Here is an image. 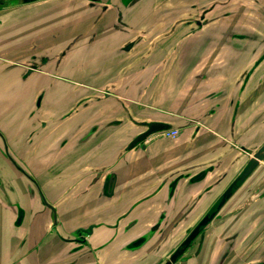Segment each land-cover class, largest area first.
<instances>
[{
	"label": "flooded vegetation",
	"instance_id": "flooded-vegetation-1",
	"mask_svg": "<svg viewBox=\"0 0 264 264\" xmlns=\"http://www.w3.org/2000/svg\"><path fill=\"white\" fill-rule=\"evenodd\" d=\"M66 1H71L73 11H76L79 4L84 6L80 23L85 25V28L76 32L61 49L50 50V48L62 43L59 41L61 32L59 35L52 33V39L54 38L55 41L46 48H44V44L42 46L37 44V37L34 39L31 33H24V41L18 43L24 44L18 49L21 59H17L14 55L11 56L8 51L18 41H13L11 44L8 42L11 38H5L0 44L1 67L14 65L19 67L18 70L25 69L30 76L36 79L34 88L24 92L18 99L19 103L16 106L12 103L11 107L9 101L10 103L0 111V137L5 145V149L2 150L8 156L7 158L0 153V231L1 238H4L5 241L3 256L8 255L5 261H1L3 256L0 255V264H16V259L23 248L27 250L28 264H35L32 259L44 252L45 254L49 252L51 259H56V262H51V264H60L58 262L65 259L67 260V262H64L65 264H135V259H139L138 264H178L194 257L200 260L206 232L214 223L215 217L221 215V210L232 198L239 199L237 194L241 195L245 192L248 189H245L248 184L253 187L260 175L256 172L258 170V172H261L264 169V143L257 144L258 135L264 134V120L258 125L260 118L255 111L250 116L251 128L244 135V137L251 140V145H254L253 148L246 151V148L241 145L232 143L234 147L244 155H248L250 159L239 165L231 179L228 178V171L219 176L217 184H214L222 183L217 195L213 197L211 203L207 204L205 211L197 215L191 214V218L196 220L194 223H190V218L186 219L187 214L185 212L177 213L180 210L179 206L171 214L167 213L168 211L164 212L166 208L154 215L150 212L142 214L140 213L144 207L142 199L133 203L121 199L122 202H118L119 204H116L115 200L114 203L96 207L98 200L101 199L96 194L91 201V206L87 207V210L89 207L92 210V213H87V217L92 221L84 224V220L80 218L81 210L84 209L80 199L93 187V191L99 189V193H101V189L105 187L106 179L104 178L108 177L110 179L115 176L112 172H108L120 163L122 155L113 159L107 153L112 151L114 146L119 145L130 131L135 130L136 126L142 125L145 128L149 123L171 125L170 122L155 118L157 113L161 111L160 108H155L150 113L136 111L130 119L125 106L126 90L128 88L134 89V96L137 95L139 98L143 96L142 94L153 81L156 71L160 70V60L157 54L160 51L168 50L166 47L170 42L172 43L177 37H181V39L190 38L183 46L179 57V64L183 67L179 70L182 72L186 70L189 74L192 71L194 72L187 81L190 83H193V80L198 82L195 88L194 85L189 86V93L187 92L189 104L195 103L198 104L195 106L201 107L202 103L206 101V99L197 102L192 101L191 90L193 89L198 92H202L206 88H212L214 92L216 90L223 91L224 76L222 72H224L226 58L230 53L227 55H220L219 53L205 54L208 39L213 38L210 37L212 33L209 32L211 30L214 34H223V30L226 28L228 40L233 38L230 44L240 46V41L235 37L248 38L250 36L249 30L240 33L242 29L236 28L235 30L238 32H234L233 29L228 30L231 26L229 24L225 25L222 21L236 15L239 17V10L241 7L244 8V5L246 6V4L242 5L245 0L187 1L189 3L171 6L160 11L157 10L160 0H139L131 6L126 5L131 0H0V32L3 25L10 23L13 25L8 31L11 36V33L16 32V26L19 22L29 24L34 17L37 19L48 12H52L48 10ZM247 1L256 3L255 7L259 8L261 12L262 8L264 9V0ZM123 7L131 9L127 17L120 16ZM158 13L161 15L166 14L164 15L165 21H152L148 24L154 17H157ZM261 15L264 17V12ZM29 20L31 21L29 22ZM263 20L264 18L256 28L258 36H254L255 39L260 38L258 42L262 48L257 49L255 47L252 52L255 56L251 55L253 58L249 59L248 66L246 64L238 73H234L236 74L234 77L237 76V78L233 82L238 80L236 85H239V89H242L245 76L248 73L244 71L246 66L249 68L251 61L257 56L258 60L262 58L263 62L257 64L258 67H256L257 60L252 64L253 68L249 70L251 75L247 86L249 85L248 91H250L252 102L259 100L264 103ZM102 25V29L99 30L98 26L101 28ZM195 31H201L204 36L196 35V37H192V32ZM182 32L183 35L180 34ZM4 33H7V31ZM192 39H195L197 43L191 44ZM103 40L108 42V47L116 46L110 50H102L95 55L91 59L89 73H94V77H96L102 72H108L113 62L119 59L127 60L132 57L134 59L133 66L140 63V68H142L140 75L136 82L129 80L124 82L123 78L130 73L127 71L129 67H124L119 71L118 79L107 81L103 88L98 91L85 93L86 91L83 88L87 86H80V83L73 77L75 73L74 66L83 64V67L88 69L89 63L86 62V59L97 50V43ZM28 42L29 46H27ZM245 50H248L247 46ZM202 51H205L203 53L205 57L199 59L200 61H197L196 65L193 66L192 64H195V61H192L193 58L195 56L199 58V53ZM185 54L188 58H183ZM212 54L221 57L217 61L218 64L215 65H222V68L215 69L208 66L207 55ZM123 56L126 58H123ZM233 58L235 61L238 60L237 65L245 60L240 56L238 59H236V56ZM99 61H104V64L101 63V68V64L99 67L96 65ZM199 65H201L200 69L195 70ZM60 67L61 69H59ZM209 74H211L210 80H198V75L209 77ZM195 76L197 77L194 78ZM216 79H219V82L222 83L216 87H211ZM56 90L59 98H61L59 101L56 99ZM117 90H122V94H117L115 92ZM53 91H55L54 95ZM130 101L132 102V99ZM213 103L212 111L215 113V109L220 108L224 100L223 98L221 100L216 99ZM112 104L116 106L113 109ZM259 109H264V107ZM50 111L52 112L50 113ZM201 119V117L196 116L186 120L199 126ZM16 120L19 122L16 127L17 133H22L23 136H20L17 142L13 144L3 127L14 126ZM143 132L140 131L135 134L136 136L133 139ZM161 133L163 132L152 135ZM180 135L181 129H178L174 139H177ZM150 137L151 135L148 138ZM129 144L127 147H129ZM144 144H146V141L142 140L134 147L142 145L145 148ZM22 145L23 148H27L26 153L20 150L19 146ZM37 145L46 146L37 157L39 161L52 167V179L56 180L55 183H46L41 180V177L37 175L31 166V158L37 152ZM11 152L14 155H11ZM259 156L261 159H258ZM253 159L258 160L255 168L243 181H240L244 170ZM240 162L241 160L237 159L235 163ZM209 168L210 166L203 168L194 175L189 173L179 174V172L167 174L165 178L171 179L167 182L163 180L161 185L166 186L167 189L169 188L170 199H174V203H176L179 180L188 178L187 183L191 185L189 187H192L204 181L211 170ZM26 182H28L27 186L25 185ZM214 185H210L211 187L208 188L207 193L215 187ZM62 186H66V188L58 195L62 198L58 202L51 197L48 189L53 187L55 191L56 188L59 189ZM230 187H233L232 193L229 194L212 220L201 227L195 239L190 243H186L187 238L203 218L216 210V206ZM30 191L36 194L35 197L30 194ZM37 192H39V195H37ZM157 192L158 190L155 193ZM3 195L4 198H2ZM124 199L126 200L127 197ZM117 200H120V198ZM7 204L13 206L12 208L16 211L11 217H8L5 212ZM199 207L194 204L191 206L184 205L185 210H197ZM45 213L47 215L49 213L48 218L45 217ZM150 216L153 217L152 220H147ZM46 225L47 228L39 229ZM38 230L39 234L37 236L41 235L42 240H47L45 247L36 244L35 238ZM16 236L23 237L20 251L15 246L12 247ZM61 242L66 244L65 248L63 247L65 250L61 248V252L58 253L56 250ZM69 242L72 244H68ZM193 243H195L194 246ZM0 246H2V239ZM189 249L191 250L189 251ZM221 251L214 258L219 257ZM37 264L43 263L38 262Z\"/></svg>",
	"mask_w": 264,
	"mask_h": 264
},
{
	"label": "crops",
	"instance_id": "crops-1",
	"mask_svg": "<svg viewBox=\"0 0 264 264\" xmlns=\"http://www.w3.org/2000/svg\"><path fill=\"white\" fill-rule=\"evenodd\" d=\"M53 11V10H48ZM196 40L194 39L191 44H196ZM105 43L106 45L108 42L105 40L100 41L97 43V47L100 48V44ZM202 44V43H201ZM81 46V45H80ZM97 48V49H98ZM204 54H200L196 58V56L193 58L192 61H195V64H192L193 66L196 65L197 61H200L199 59H203L205 56ZM126 56V55H125ZM123 56V58H126ZM131 56V55H130ZM183 58H188L187 54L183 55ZM208 57V66L210 68H215L218 64L217 61L219 57H216L214 54L207 55ZM210 58V62H209ZM104 64V61L96 63V65L99 67L100 64ZM102 64L100 65V68L102 67ZM106 65V64H105ZM104 65V66H105ZM103 66V67H104ZM80 67V64L77 66H74V71L77 72ZM91 65L89 63L88 69L84 68V73L88 77H94V73H89L88 71L91 69ZM201 67V65H199ZM195 68V70H199L200 68ZM94 68V67H93ZM112 69L108 70V72H111ZM193 71L191 74H189L186 70L182 72L181 70L177 73V79L180 83L186 81L187 79L193 75ZM196 74V73H195ZM228 74L225 73L224 76V86H222L223 91L216 90L215 92L212 91V88H206L202 92L196 91V89L191 90L192 92V98L191 100L194 102L201 101L203 99H206L200 106H195L198 104H189L188 94L185 93V97L178 99L179 106H177L175 109L169 110L166 108H160L161 111L157 113L155 118L157 120H163L165 122H170L172 126H175L179 129H181V135L174 139L176 143V149L174 150V156L170 159L171 165L174 166L169 171L161 170L158 166V164H152V158H153V152H152V146L148 142L144 144L146 147L144 148L141 146H136L132 149H128L127 145L133 140V138L136 136L140 131H144L146 128L144 126H136L134 131H130L125 138L122 139L119 145L112 149V151L108 152L107 155L109 157H112L113 159L117 156L122 155V160L120 163L113 168L108 173L112 172L114 174L116 180L114 183L113 188V195H111V198L109 200L104 201L103 199H99L96 207H100L101 205H106L108 203H114L119 204L118 202L122 201H128L129 203H133L139 199H142L144 207L141 209L140 213L147 214L150 212L152 215L157 214L158 211L160 212L162 209L166 208L164 212L167 213H174L175 209H179L177 213L181 214L182 212H185L186 214H199L205 211V208L207 204L211 203L214 196L217 195V191L219 190L222 183L218 185L217 180L219 176L225 172H229V179L232 178L233 175H235L239 165H242L247 160L250 159L248 155H244L240 150H238L236 147L232 145V143H235L237 145H241L244 148H247L251 150L253 148V144L251 145V140L247 139L246 137L242 136L239 133V127L241 125V121L244 117H250L254 113V109L251 108L248 113L246 114V110L244 109V104L248 99H251L250 91H248V86L245 88L244 93L241 95V89H239V85H236V82H233L236 78H232L227 76ZM195 76L194 78H196ZM198 80H210L211 74H209V77H204L202 75H198ZM233 80H232V79ZM227 79L232 80L231 83L226 81ZM197 81L195 82L193 80V84L197 85ZM222 83V82H221ZM219 82V79L215 80V83L211 85V87H216L218 84H221ZM250 84V83H249ZM210 85V84H209ZM195 88V85H194ZM126 94V109L128 112V116L130 119L134 116L136 111H138L134 105H132V102L130 101L131 98H134V96L129 95L132 92H134V89L128 88ZM174 91V90H173ZM171 91V92H173ZM219 92V93H217ZM222 92V93H221ZM180 94V92H176V94ZM189 93V92H188ZM187 94V95H186ZM223 94V95H222ZM216 95V97H215ZM211 98V99H208ZM223 98L224 103L222 106L218 109H215V113H213L212 108L214 107L213 101L221 100ZM240 99V101H239ZM190 100V101H191ZM238 100V103H237ZM115 103L114 101H112ZM185 102V103H184ZM112 109L116 106L112 104ZM196 116L201 117L200 120L201 124L198 126L194 123H190L186 119L189 118H195ZM215 127H218L219 131L215 129ZM151 135V137L156 136ZM160 136V135H158ZM207 140V144L202 148L200 147L201 142ZM253 140V139H252ZM86 149V147H84ZM83 148V149H84ZM164 153V151L162 152ZM241 157V158H240ZM240 159L241 162L236 164V160ZM210 166L212 168L209 172L207 177L204 179V181H201L200 183H197L193 185L192 187H189L191 185H188V178H181L179 180V185L177 189V201L174 203V199H170V191L169 188L167 189L166 186L161 185L162 181H169L170 179L165 178L167 174L170 173H189L194 175L198 171H200L203 168H206ZM148 167V168H147ZM143 170L142 172H140ZM259 171V170H258ZM256 172V174H260L258 179L256 180V183L253 185V187H250V184H248V187H246L245 192H243L241 195L237 194L239 196V199L235 200V197L232 198L228 203L233 204V207L235 210L225 219H223L222 224V235L218 237V239H215L210 243V250H216V254L219 253L221 250L223 251L228 242L232 244L231 253L229 256L224 260L222 264H228L229 259L233 255H237L238 251L239 254L242 251H248L249 253L245 257H241L240 255L238 257H235L233 264H259L264 261V203L262 207H257L253 211H247L246 208L243 207V205L250 199L257 197V196H251L253 193L262 192L264 190V169H262L261 172ZM140 175H143L142 177ZM255 174V176H256ZM191 175V176H192ZM106 179L105 187L108 186V177L104 178ZM188 185V186H187ZM214 185L215 187L209 191L208 188ZM209 186V187H207ZM104 188V187H103ZM94 187L90 189V191L81 197V202L83 203V207L86 208L89 204L91 206V201L93 200L94 196L97 194L96 191H93ZM261 189V191H258ZM158 190L157 193H155ZM94 193V194H93ZM260 194V193H259ZM98 195V194H97ZM99 196V195H98ZM101 197V196H100ZM99 197V198H100ZM127 197L125 200L124 198ZM120 198V200H117ZM122 199V201H121ZM172 203V204H170ZM174 204L176 207L174 208ZM192 204L200 206L199 209L195 210H185L184 205L191 206ZM171 205V206H170ZM179 206V207H178ZM39 208V207H37ZM83 210V209H82ZM81 210V212H82ZM92 210H87V213H92ZM176 213V214H177ZM49 215V213H48ZM48 215L45 213V217L48 218ZM81 219H83L82 216H80ZM150 216L147 220H152ZM39 219V218H38ZM37 219V220H38ZM47 228V225L44 227H41L39 229H45ZM213 224L206 232L205 237V243L203 248L208 243V237L213 233L214 231ZM36 236L39 234L36 232ZM35 237V236H34ZM33 237V238H34ZM31 238V237H30ZM36 244L41 243L42 236L39 235L36 238ZM30 242V241H29ZM12 247L15 246L16 249L20 251V247L23 244V237L16 236L14 237V241L12 243ZM60 246L57 248L56 252H61V248H65V243H59ZM29 245V244H28ZM41 245V244H40ZM254 247V248H253ZM63 248V250H65ZM12 250V248H10ZM221 251V253H222ZM16 252H18L16 250ZM3 253V252H2ZM27 250L26 248L21 249L20 255H18L16 261V264H28L27 260L28 257L26 255ZM10 255V254H9ZM6 255V260H7ZM3 256L1 258V261H4ZM40 254L33 258V263L37 264L38 262L41 263ZM52 258V257H51ZM64 259V258H63ZM52 263L56 262V259L50 260ZM31 262V260H29ZM44 262V261H43ZM64 262H67V260H63L62 262H58L60 264H65ZM214 260L212 259L208 264H213ZM178 264H200V260H197V257H194L191 260H186L183 262H179Z\"/></svg>",
	"mask_w": 264,
	"mask_h": 264
},
{
	"label": "rangeland",
	"instance_id": "rangeland-1",
	"mask_svg": "<svg viewBox=\"0 0 264 264\" xmlns=\"http://www.w3.org/2000/svg\"><path fill=\"white\" fill-rule=\"evenodd\" d=\"M187 1H195V0H160L159 4H158V11L163 10L165 8H169L171 6H179V5H183L186 3H189ZM244 1V0H242ZM256 1V0H254ZM246 4V6L244 5V8L241 7V9L239 10V17H237L238 15L228 18V19H224L222 22L226 25L229 24L231 27L228 28V30L233 29L234 32H238L237 29H242L240 31V33H245L246 30H249V34H250V38L248 37H242V38H238L235 37L236 39H238L240 46L237 45H231L230 41H233V38H231L230 40H228L229 37H227L226 35H228L225 31V29L223 30V34L222 33H212V35H210V37L212 36V39H208V44L206 45L207 50L205 54H210V53H219L220 55H227L228 53H230L227 56V61H226V66H224V72H222V74L225 76V73L228 74V77L234 78V73H238L241 69H243L245 67V65L247 64L248 66V62L250 61L249 59L253 58L251 55L255 56L254 54H252L253 50L255 49V47H257V49L262 48V46L259 44L258 39H255L254 36L257 35L256 34V28L258 27V25L260 24V22L262 21L263 12L264 9L262 8V12L259 8L255 7L256 3L253 2H242V5ZM72 3L71 1H66L62 4H58L56 5V7H54L52 12H48L47 14H44L43 16L35 19H33V21L29 24H27L26 22H19L16 26V32L14 34H12L11 32V36L10 34H8V31L13 27L12 24L8 23V25H3V27L1 28V32H0V44L1 42H3L5 38H11L10 41H8L9 43L12 44L13 41L17 42V44L15 46H13V48H11L9 51V53H11V56H15L17 57V59H21V56L19 54L18 49L23 46L24 44H18L20 42L24 41V36L23 34L28 32L31 33L35 39L36 38V42L37 44H39V46H42L44 44V48H46V46L51 45L55 39H52V33H56L59 35L60 34V42H62L61 44L59 43V45L50 48V50H58L61 49L65 43L68 41V39H70L76 32H79L81 30H83L85 28V25H82L80 23L81 18H82V14H83V10H84V6L83 5H78L76 11L72 10ZM260 7V6H259ZM258 14V15H257ZM35 15V14H34ZM164 15L166 14H159L157 15V17H154L151 21L148 22V24L152 23V21L155 22H162L165 21L164 19ZM31 20H29L30 22ZM264 21V20H263ZM26 23V24H25ZM235 26V27H234ZM103 27V25L98 26V29L101 30ZM163 30V29H162ZM3 31V32H2ZM5 31H7V33H4ZM225 31V33H224ZM4 34H8V35H4ZM183 35V32L180 33ZM192 37L196 35L200 37H203L204 34L202 35L201 31H195L194 33L192 32ZM22 36V37H21ZM189 36V35H188ZM258 36V35H257ZM15 37V38H14ZM21 37V38H20ZM194 37V38H195ZM20 38V39H19ZM190 39V38H189ZM188 37L181 39V37H177L175 40H173V42L169 43L167 45L166 48H168V50L166 51H160L157 54L158 59L160 60V70L156 71V74L154 75V79L153 81L149 84V86L146 88V91L142 94L143 96L139 98V96L135 95L134 96V92H132L129 95L134 96V98L132 99V105L135 106V108L138 110V112L141 113H150L151 111H153L155 108H166L169 110L175 109L177 106H179V100L183 97H185V93L189 88V86H197L196 84L190 83L189 81H184L182 83H180L177 79V73L179 71V69H183V67L179 64V57H180V53L181 50L183 48V46L186 44V42H188ZM194 40V39H192ZM235 40V39H234ZM231 41V42H232ZM85 42V41H83ZM48 43V44H47ZM176 43V44H175ZM234 44V43H232ZM29 42L27 44V46H29ZM80 46V45H79ZM116 46V45H115ZM115 46H109L106 45L105 43H101L100 44V48H98L94 53H92V55L86 59L87 63L91 62V59L97 55L100 51L102 50H110L111 48H114ZM248 47V50H245V47ZM170 47H173L170 49ZM225 47V48H224ZM40 49V47H39ZM219 49V50H217ZM164 50V49H163ZM212 51V52H211ZM6 52V51H5ZM205 51H202L199 54H203ZM204 54V55H205ZM203 55V56H204ZM234 56H236V59H238V57L240 56L241 58H245V60H242V63H240V65H237V61L238 60H234ZM251 56V57H250ZM219 57V56H218ZM258 57V56H257ZM255 58L253 61H251L252 63L250 64L251 66L249 68H247L246 66V70H244L245 72H248L250 69H252L253 65L255 62V60H257L256 62V67H258L260 64L263 62L262 58H260L258 60V58ZM221 57L217 58L220 59ZM210 58H209V62H210ZM100 62V61H99ZM98 62V63H99ZM209 64V63H208ZM134 65V59L131 57L127 60L125 59H119L115 62L112 63L111 68L112 71L111 72H102L101 74L97 75L96 77H92L89 78L85 73H84V67L83 64H80V67L78 69L77 72L74 73V79L76 81H78L80 83V86H87L84 87L83 89L86 91L85 93H92L95 91L100 90L101 88H103V86L105 85V83L107 81H114L116 79H118V73L121 69H123L124 67H129L127 71H129L130 73L123 78L124 82L129 80L131 82L135 81L138 78V76L140 75V71L142 68H140V63L137 66H133ZM210 65V64H209ZM219 67H223L221 66H216L215 69L219 68ZM64 69H67L66 67H63ZM200 68V67H199ZM0 69H2V71H0V111L2 110V108L4 106H7L10 102H11V107H12V103L14 106H16L19 102L18 99L22 96V94H24V92L26 91H30L34 88L35 86V80L33 76H30L28 74V72L25 69L22 70H18L19 67H16L14 65H5V66H0ZM61 69V67L59 68ZM58 69V70H59ZM63 70V69H62ZM231 78V79H232ZM230 79H227L226 81H228L229 83L232 82L229 81ZM82 89V90H83ZM174 90V91H173ZM173 91V92H171ZM53 91V95H54ZM117 94H122V90H117L115 91ZM176 92H180V94H176ZM57 93V90H56ZM58 101L59 99V95L57 93V98ZM211 99V98H208ZM10 101V102H9ZM185 103V102H184ZM238 103V100H237ZM261 107H264V103L260 102L259 100L252 102V99H248L246 101V103L244 104V109L246 110V114L248 113L247 111H249V109L253 108L255 113H258V117L260 118L258 120V125H260L261 122H263L264 120V109H259ZM16 110H20L15 108ZM52 111H50L51 113ZM1 118V117H0ZM250 118L251 117H244L241 121V126H240V130L239 133L242 134L243 136L246 134L247 130L249 128H251L250 126ZM17 123L18 120H16L14 122V126H10V127H3L5 133L7 134L9 140L11 141V143H15L17 142V140L19 139L20 136H23L22 133H17L16 127H17ZM264 126V125H263ZM216 130L219 131L218 127H215ZM173 130H169V131H165L161 134H157L154 137H150V138H145L144 141L148 142L149 144H151L152 146V152H153V158H152V164L156 163L158 164L159 168L161 170H165V171H169L170 169H172L174 166L171 165V161L170 159L173 158L174 156V150L176 149V143L173 137ZM160 135V136H158ZM1 140V144H0V153L4 156H6L8 158V156L3 152V150L5 149V145L3 142V139L0 137ZM257 144H262L264 143V134L258 135L257 137ZM207 140L203 141V143L201 142L200 147H204L207 144ZM20 150H23L24 153L27 152V148H23L22 146H19ZM37 152L35 154L34 157L31 158V166L33 168V170L37 173V175H39L41 177V180H43L46 183H55V179H52V167H50V165L46 164L45 162H41L38 160V154L41 153L46 146H42V145H37ZM3 149V150H2ZM164 151V153H162ZM11 155H14L11 152ZM264 162V161H263ZM148 168V167H147ZM143 170H141L140 172H142ZM143 173V172H142ZM142 177L143 175L139 174V177ZM26 182V186H27ZM94 186V185H93ZM66 186H62L59 189H55V191L53 190V187H50L48 189V191L51 194V197L54 198V200L56 201H61L62 198H60V195L64 190H65ZM27 189V188H26ZM101 193H99V189L96 190L97 194L99 195L98 198L100 197L103 200H109L111 198V196L109 194H105L103 193V189H101ZM258 191H261V189H259ZM260 193V194H259ZM4 194V191H3ZM30 194L35 197L36 194H34L33 191H30ZM37 195H39V192H37ZM252 196H257L254 197L250 200H248L243 207L247 209V211H253L255 208H259L262 207L263 203H264V190L262 192H255L254 194H252ZM2 198H4V195L2 196ZM6 200V199H5ZM15 205V203H13ZM43 206V205H42ZM87 207L89 206L86 205ZM13 206H10L7 204L6 207V213L8 215V217H11L13 215V213H16V211L14 210V208H12ZM16 207V205L14 206ZM87 207L84 208L81 212V216L83 217L84 220V224L92 221V219H89L87 217ZM235 210V208L233 207V204L231 203H227V205H225V207L221 210L220 212V216L215 217L214 219V232L211 233V235L208 237V243L207 245L204 247V249L202 250L201 256H200V264H208L216 255V250L212 251L210 250L209 246L210 243L212 241H214L215 239H218V237H220V235H222V222L223 219H225L226 217H228L233 211ZM186 219L190 218V223H194L196 220L194 218H191L192 215L187 214L186 215ZM194 219V220H193ZM114 222V221H112ZM264 237V236H263ZM2 239V246H0L1 248V253L0 255L3 256V251H4V238H1V231H0V242ZM47 243L46 239H41V245L42 247H45ZM10 244V243H9ZM8 244V245H9ZM68 244H72V243H68ZM195 243H193L194 246ZM10 246V245H9ZM11 248V247H10ZM254 248V247H253ZM45 250V248H44ZM132 250V249H130ZM191 249H189L190 251ZM248 251H242L237 255H233L229 260L228 264H233L235 257H238L239 255L241 257H245L248 255L249 253V249H247ZM220 256V255H219ZM229 256V254H228ZM227 256V257H228ZM40 258L42 261L41 263L43 264H51V255L48 252V254L42 253L40 254ZM218 256L214 258V263L216 264V262H218ZM3 260H6V257L3 258ZM139 259H135L134 262L135 264H138ZM198 260V259H197ZM44 261V262H43ZM223 261H220V263Z\"/></svg>",
	"mask_w": 264,
	"mask_h": 264
},
{
	"label": "water",
	"instance_id": "water-1",
	"mask_svg": "<svg viewBox=\"0 0 264 264\" xmlns=\"http://www.w3.org/2000/svg\"><path fill=\"white\" fill-rule=\"evenodd\" d=\"M137 2H139V0H131V2H128L126 5L127 6L128 5L129 6L135 5ZM125 7H123V9L121 8L120 16L127 17L128 14H130L131 9H127ZM249 72L250 71H248L247 76H245L243 88L241 89V95L244 93V90L246 88L245 86H247L248 81L250 79L251 73L249 74ZM239 101H240V99H239ZM145 128L146 129L144 130V132L140 136L136 137L135 139H133L130 142L129 147H128L129 149H132L137 143L141 142L142 140H144L145 138L149 137L150 135H152L154 133L169 131V130L175 129L177 127L172 126L170 124H166V123H149L148 126H146ZM257 162H258L257 159H253L252 161H250V164H248V166L244 170V172L240 178V181H243L252 172V170L255 168ZM209 169H212V168H209ZM115 180H116V178L114 176L108 180V186L103 188V193L109 194L110 196L113 195L112 193H114L113 188H114ZM232 191H233V187H230L227 190V192L225 193V195L222 198V200L220 201V203H218V205L216 206V210L213 211L212 214L207 215L203 218V220L197 225V227L193 230V232L187 238L186 243H190L193 239H195L196 236L198 235L201 227L207 225L212 220L215 213L218 211V209H220L222 207V205L225 203L227 197L229 196L230 193H232ZM231 249H232V244H230L228 242L226 248L220 254V256L218 258V262H216V264H222L224 262V260L227 258L228 254L231 253ZM220 261H223V262L220 263ZM259 264H264V261L259 263Z\"/></svg>",
	"mask_w": 264,
	"mask_h": 264
},
{
	"label": "built area",
	"instance_id": "built-area-1",
	"mask_svg": "<svg viewBox=\"0 0 264 264\" xmlns=\"http://www.w3.org/2000/svg\"><path fill=\"white\" fill-rule=\"evenodd\" d=\"M178 133V130H173V137H175Z\"/></svg>",
	"mask_w": 264,
	"mask_h": 264
},
{
	"label": "bare ground",
	"instance_id": "bare-ground-1",
	"mask_svg": "<svg viewBox=\"0 0 264 264\" xmlns=\"http://www.w3.org/2000/svg\"><path fill=\"white\" fill-rule=\"evenodd\" d=\"M245 150H246V151H250V150H249V149H247V148H246ZM252 156H253V155H252ZM258 159H261V157L259 156V158H258Z\"/></svg>",
	"mask_w": 264,
	"mask_h": 264
}]
</instances>
